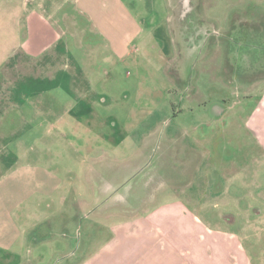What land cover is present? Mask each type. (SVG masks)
<instances>
[{"label": "rangeland", "instance_id": "obj_1", "mask_svg": "<svg viewBox=\"0 0 264 264\" xmlns=\"http://www.w3.org/2000/svg\"><path fill=\"white\" fill-rule=\"evenodd\" d=\"M245 1H251L250 5ZM124 2L140 5L130 7L145 27L140 35L124 41L101 39L85 19L79 18V28L68 20V35L62 42L69 49L67 55H53L50 61L38 58L36 64L22 57L15 71H6L5 86L0 89V148L5 147L0 150V177L14 170L27 174L30 165L44 167L49 160L55 162L57 149L67 151L58 146L61 136L56 128L38 139L36 133L45 129L30 126L25 102L52 95L56 89L51 86L67 80L68 75L82 86L62 87L57 90L60 95L87 94L90 87L85 81L115 82V88L104 90L111 92L108 97L103 94L107 101L118 97L134 103L138 97H149L146 92L156 90L146 88L147 85L154 87L164 80L173 86L184 85L182 90L163 83L164 88L158 90L166 93L159 100L167 97L158 104L167 107V112L160 109L153 114L150 109L142 121L144 134L157 126V145L150 162L145 168L133 169V176L126 182L120 177L123 174L118 175V182L106 189V184L98 183L97 166L99 160L107 161L111 153H103L101 148L99 154L92 155L76 145L74 150L80 163L71 148L63 154L69 158L58 159L68 162L73 174L64 179L62 190L52 199L45 201L37 194L38 199L35 196L16 207L12 206V197H6L9 191H0V264H108L111 258L107 255L116 238L113 228L131 218L120 212L127 209L120 208L126 201L119 199L128 195L131 214L140 216L144 214L142 208L169 201L161 199L153 205L144 199L157 186L163 190L160 197L176 194L183 207L195 209L192 201L185 199L192 193L197 195L201 207L211 203V226L223 227L228 243L220 248L201 249L198 258L212 256L213 261L224 260L223 264L227 258L228 264L236 258L237 264H264V153L246 131L254 128L253 123L264 128V116L262 120L257 116L255 122L248 118L263 105L260 99L264 96V0ZM255 2L259 4L255 6ZM189 4L193 5L190 9ZM70 16V20L74 19ZM194 26L200 33L192 34ZM110 47H120L116 53L126 51L125 56L109 55ZM10 64L9 68L14 69L15 65ZM138 84L142 87L133 88ZM144 112L147 111L137 108L131 114V122H139ZM167 134L176 138L177 156L188 146L197 147L198 157L192 167L183 169L178 160L169 166L172 146V151L164 153L162 147ZM140 135L134 134L133 145L127 143L126 151H114L117 161L135 156ZM160 160L163 162L158 164ZM240 165H244L243 169ZM254 165L257 166L252 179L249 174ZM58 170L65 172L60 167ZM25 173L21 191L28 189ZM41 202L46 206H40ZM29 203L31 206H27Z\"/></svg>", "mask_w": 264, "mask_h": 264}, {"label": "crops", "instance_id": "obj_2", "mask_svg": "<svg viewBox=\"0 0 264 264\" xmlns=\"http://www.w3.org/2000/svg\"><path fill=\"white\" fill-rule=\"evenodd\" d=\"M245 2L246 4L248 2L247 6H249L251 1ZM258 2H255V6L259 4ZM67 4L69 8H66ZM132 6L139 7L140 5L138 2H135V5H129L124 0H0V89L5 86L6 71H15L16 64L19 63L22 57H28L36 64L38 58L50 61L49 59L53 55H67L69 53V49L62 44L66 39L64 37L68 35V30L65 28L68 20L79 28V18L85 19L84 22L90 24L92 32L101 39L124 41L135 35H140L145 31V27H142L141 20H138L131 12L130 7ZM184 6H188V4H184ZM141 7H143V4ZM144 7H146L145 4ZM192 7L193 5L189 4L188 8ZM70 14L74 19L70 20ZM203 21L207 20L204 19ZM196 29L195 26L191 29L192 34L198 31ZM181 30L182 28H180ZM198 33H200V29ZM119 48L110 47L108 54L125 56L126 51H120L119 55L116 53ZM9 63L14 64L15 68H9ZM67 77V80H61L51 86V89H56L52 90V95H46L43 99L30 98L25 102L28 104L27 117L31 123L30 126L32 125V127L39 130L41 127L45 129L44 132L36 133L38 139L53 131L54 128L58 129L61 139L58 140L60 144L57 145L62 149L63 147L66 148L67 151L71 148L79 163L80 156L74 150L76 145L92 155L95 152L99 154L101 148H103V153L109 151L111 157L109 156L107 161H101V155H99L101 160H99L97 166L99 178V181H97L99 184H106V189H109L112 183L118 182V175L123 174L120 177L125 178V182L128 181L127 179L133 176V169L146 167L145 165L150 162L151 152L157 145V134L155 132L157 126H154V131L144 134L142 121H145L150 109H152L153 114L160 109L167 112V107L158 104L167 97L165 96V98L159 100L164 97L166 92H164L165 90H158L161 87L164 88L162 84L167 83V81L164 80L163 83L154 87L144 85L146 88H155L156 90L146 92L149 97H138L136 102L131 103L127 98L118 99V97H112L107 101L105 98L111 92H104V90L108 87L115 88L116 83L103 80L85 81L84 84L90 87L87 94L67 97L60 95L57 90L62 87L73 89V87L79 88L82 86L79 81L71 80L70 75ZM174 83L176 84V82ZM168 86L184 89V85L180 83L174 86L169 84ZM138 87H142V85H133V88ZM99 89H103V91L101 92ZM94 93H96L95 96ZM103 94L106 96H103ZM13 98L16 99V97ZM190 98V96L186 97L187 100H190ZM260 100L261 105L263 102L262 106H264V96ZM136 106L140 111L145 110L147 112H144L145 115L141 116L139 118L141 120L135 124V121L131 122V114L137 110ZM262 106L259 105L248 118L255 122L258 116L262 120L264 116V110L261 111ZM178 111H181V108ZM253 126L254 128L249 127L246 131L252 138L253 143L255 142L264 153V128H261L260 124V127H258L256 123H253ZM138 133H142V135H140L141 138L136 144L137 152L135 156L132 155L130 158L125 156L123 161H117V155L114 154V151L124 148L126 151L127 143L132 146L133 136ZM128 137H131V140L127 141ZM48 138L49 136L45 137L46 142ZM175 142L176 138L171 134L165 135L162 140L163 153L173 150V153H169L167 160L170 162L169 166L174 165L172 161L178 160V166L183 167V169L192 167L198 157L197 147L194 145L188 146L177 156V152H175L177 149H174L176 148ZM170 146H172V150H170ZM3 148L5 147L1 146L0 150ZM48 149L47 147L44 151L46 152ZM67 151L57 149L55 162L49 160L44 167L42 165L28 166L29 184L27 191H21L25 171L20 174L15 170L9 174L1 175L0 191L3 192L5 189L9 191L6 197H12L15 202L12 206L16 204V207L20 206L23 201H32L37 194L42 195L45 201L52 199L62 190L64 179L72 173L71 168L68 167V162L65 164L58 161V159L65 160L67 157L69 158V155L67 157L63 155ZM49 152L50 150L47 153ZM112 157H114L113 160ZM103 158H107V156L104 155ZM162 162L160 160L158 164ZM159 166L161 165L157 167ZM243 166L240 165L239 167L243 169ZM256 166H253V171L249 174L252 179L255 177L256 170L254 169ZM59 167L64 169L65 172L58 170ZM72 178L75 179L76 177L73 176ZM129 191V189L126 191L127 194ZM160 191L163 190L158 186L154 187L144 199L153 205L161 199H169V201L160 202L162 204H157L153 208H142L141 211L144 214L136 217L131 214L133 208H129L128 195H124L119 199L120 202L126 201L125 204H120V208L123 206L127 209L120 212L125 216H131V218L124 224L121 223L113 228L116 232V238L110 248L109 255H107L111 258L108 264H112V262H115V264L121 262H125V264H197V262L201 264H223L224 260L214 259L215 261H213L212 256L208 259L205 256L203 260L198 258L202 252L201 249L205 251L206 247L220 248L223 247L224 243L225 246L228 243L223 227L213 229L211 226L213 223L211 217L214 215L209 211L212 207L210 206L211 203L207 202L201 207L202 203H197V195L192 193L193 195L185 197L186 200L192 201L195 205V209H191L190 207H183L178 195L160 197L163 194ZM34 199H38V197L36 196ZM42 204L44 207L46 206L45 202H41L39 205L42 206ZM27 206H31L30 203ZM225 260V264H228V258ZM231 263L237 264V258L235 262Z\"/></svg>", "mask_w": 264, "mask_h": 264}]
</instances>
